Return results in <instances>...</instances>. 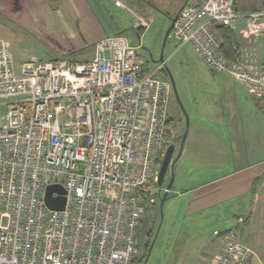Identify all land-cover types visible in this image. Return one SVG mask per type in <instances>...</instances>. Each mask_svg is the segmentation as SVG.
Segmentation results:
<instances>
[{"label":"built area","instance_id":"built-area-1","mask_svg":"<svg viewBox=\"0 0 264 264\" xmlns=\"http://www.w3.org/2000/svg\"><path fill=\"white\" fill-rule=\"evenodd\" d=\"M109 1L127 9L135 27H149L122 0ZM174 17L168 37L177 48L190 44L212 72L264 98V66L227 59L219 31L243 18L248 30L264 33V9L187 0ZM139 47L105 35L81 62L16 63L0 37V264L132 263L145 208L169 192L158 173L173 89L161 76L167 58L154 65ZM54 184L64 191L62 209L44 200ZM221 236V251L204 264H254L231 230Z\"/></svg>","mask_w":264,"mask_h":264},{"label":"crops","instance_id":"crops-1","mask_svg":"<svg viewBox=\"0 0 264 264\" xmlns=\"http://www.w3.org/2000/svg\"><path fill=\"white\" fill-rule=\"evenodd\" d=\"M261 4L262 0H239L236 7L240 13H247L262 9ZM60 8L75 10L71 15L82 19L92 30L91 34L85 33V41L77 39L71 48L86 52V60L91 58L93 42L105 35L87 0H0V37L10 43L17 38L23 42L30 37L27 29L32 30L33 24L44 30L36 20L41 24L43 15L49 16ZM231 30L235 59L264 65V33L248 30L243 18ZM59 56L43 53L32 58H65ZM197 80L206 86L208 94L202 100L203 112L199 115L201 138L194 139L193 146L188 138L178 158L184 157L191 173L197 169L211 172L199 183L185 185L182 196L191 195L187 213H196L193 219L198 217L203 225L230 226L213 228L216 239L203 264L221 251L224 245L221 234L227 230L252 249L254 264L264 263V98L251 95L226 73L209 70ZM189 226L192 228V223Z\"/></svg>","mask_w":264,"mask_h":264},{"label":"rangeland","instance_id":"rangeland-1","mask_svg":"<svg viewBox=\"0 0 264 264\" xmlns=\"http://www.w3.org/2000/svg\"><path fill=\"white\" fill-rule=\"evenodd\" d=\"M122 1L133 12L142 15L146 20H151L149 27L141 34L135 29V17L130 15L127 9L109 0H87L94 11L95 22L103 28L104 35L126 36L132 45H140L138 55L145 57L154 65L159 62L162 54L163 59L167 58L165 70L167 79L171 81V77L174 83L167 109L170 123L166 127L167 134L159 167L167 147L172 144L174 150L160 184L161 190L167 187L171 178L173 182L162 204L159 198H162L164 191H161L162 195L157 198L155 204L145 208L139 229L138 252L131 264H203L205 261L203 259L207 257L216 239L212 232L213 228L228 229L230 226L227 224L219 226L215 223L203 225L198 217L193 219L196 213L188 215L191 195L182 196L185 185L199 183L208 177L206 173L211 170L204 173L203 170L197 169L191 173L185 165L184 157H178L185 143L188 144V138L192 146L194 139L198 141L201 138L198 128L201 123L199 115L203 112L202 100L208 98V94L206 86L198 81L197 77L210 69L196 55L190 44L177 48L176 42L168 36L164 41L172 17L185 1ZM71 11L75 10L60 8L49 16L43 15L44 22L41 21V24L36 20L44 28L43 31L33 24L32 30L27 29L30 37L23 42L17 38L10 43L14 61L18 63L43 53H59L61 55L59 57H69L68 59L78 62L86 60L88 56L86 52H77L71 48L78 42L77 39L85 41L87 37L85 33L89 30L82 19L71 15ZM3 112L4 109L0 108V113ZM191 223L192 228L189 226Z\"/></svg>","mask_w":264,"mask_h":264},{"label":"water","instance_id":"water-1","mask_svg":"<svg viewBox=\"0 0 264 264\" xmlns=\"http://www.w3.org/2000/svg\"><path fill=\"white\" fill-rule=\"evenodd\" d=\"M174 20H175V17H173L171 19V24H170V26L168 27V29L166 31L164 41H165V39L167 38V36H168V34L170 32V29H171V27L173 25ZM160 60H163L162 54H160ZM170 79H171V83L174 85L173 80H172L171 77H170ZM173 150H174V146L171 144V145H169L167 147V149H166V151L164 153V156H163L161 164H160L159 173H158V184L162 183V180H163V178L165 176L166 170H167V168H168V166L170 164ZM172 181H173V178H171V180L169 181V183L167 185L168 189L171 187ZM53 191H57L60 195L58 197H56V198H53L51 196V193ZM63 193H64V191H63L62 187L59 184H54V185L48 186L47 190H46V193H45V197H44L46 205L49 208H51V209H62L64 207V203H65V198L63 196ZM165 197H166V194H164L162 196L161 204L164 201Z\"/></svg>","mask_w":264,"mask_h":264},{"label":"trees","instance_id":"trees-1","mask_svg":"<svg viewBox=\"0 0 264 264\" xmlns=\"http://www.w3.org/2000/svg\"><path fill=\"white\" fill-rule=\"evenodd\" d=\"M237 2H236V0H235V4H236ZM261 5H263L264 6V0H262V4ZM180 6H182V4L180 5ZM180 6L178 7V9L180 8ZM176 15V14H175ZM174 15V16H175ZM173 16V17H174ZM172 17V18H173ZM136 29V31L138 32V34H141L145 29H143L142 27H136L135 28ZM219 31H220V33H221V35H222V37H223V39H222V45H221V51H222V53H223V55L227 58V59H229V60H233V59H235L236 58V53H235V49L233 48V45H232V43H231V39H232V30H231V27H228V26H220L219 27ZM264 66V65H263ZM167 68H164L163 70H162V73H163V76H164V78H167V74H166V72H165V70H166ZM170 118H169V116H168V118H167V121H166V125H168L170 122ZM167 131V130H166ZM167 134V132H165V135ZM168 194V193H167ZM167 194H166V196H167ZM166 198V197H165ZM159 199H161V198H159ZM148 248H149V246H148Z\"/></svg>","mask_w":264,"mask_h":264},{"label":"flooded vegetation","instance_id":"flooded-vegetation-1","mask_svg":"<svg viewBox=\"0 0 264 264\" xmlns=\"http://www.w3.org/2000/svg\"><path fill=\"white\" fill-rule=\"evenodd\" d=\"M185 1H187V0H185Z\"/></svg>","mask_w":264,"mask_h":264}]
</instances>
